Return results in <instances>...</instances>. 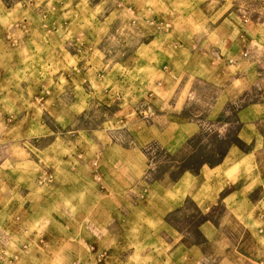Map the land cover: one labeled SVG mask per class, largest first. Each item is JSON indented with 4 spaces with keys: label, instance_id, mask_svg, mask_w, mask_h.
I'll return each instance as SVG.
<instances>
[{
    "label": "clouds",
    "instance_id": "1",
    "mask_svg": "<svg viewBox=\"0 0 264 264\" xmlns=\"http://www.w3.org/2000/svg\"><path fill=\"white\" fill-rule=\"evenodd\" d=\"M204 244V264H264V0H0V264Z\"/></svg>",
    "mask_w": 264,
    "mask_h": 264
},
{
    "label": "rangeland",
    "instance_id": "2",
    "mask_svg": "<svg viewBox=\"0 0 264 264\" xmlns=\"http://www.w3.org/2000/svg\"><path fill=\"white\" fill-rule=\"evenodd\" d=\"M259 2V0H257ZM211 108L207 105L204 106H197L193 105L190 109L185 110V116L187 121L189 122H201L204 120L208 121H215L216 116L218 113L214 110H210ZM259 110V109H258ZM117 115H121L118 113ZM247 116L248 118H252L251 114L244 113L242 114V118ZM175 132V130H171ZM243 135V133H241ZM187 139V136L182 133H175V138L165 145L164 147L167 148V150L171 153L176 154L175 159L171 161L170 163H179L182 162L183 159H185L188 156V153L191 151V149L185 144V141ZM161 145H158L154 142L148 143L144 146L143 150L144 152L149 155L150 158H152V153L155 151V159L157 161L166 162V158H164V161H162L163 154L159 151V148ZM129 156H134V153L129 152ZM234 155H239L238 152H234ZM198 162V157H193L189 163L195 166V164ZM164 182V178L161 177V183ZM185 215H188L186 212ZM195 218L193 217V220ZM127 217H122V223L126 222ZM191 239V238H189ZM201 249H203V255L204 256H210L212 254L211 251V245L210 244H204L200 247L193 248L192 251L188 254V259L185 261V264H204L203 261H201Z\"/></svg>",
    "mask_w": 264,
    "mask_h": 264
},
{
    "label": "crops",
    "instance_id": "3",
    "mask_svg": "<svg viewBox=\"0 0 264 264\" xmlns=\"http://www.w3.org/2000/svg\"><path fill=\"white\" fill-rule=\"evenodd\" d=\"M187 110V109H186ZM210 110H212V109H210Z\"/></svg>",
    "mask_w": 264,
    "mask_h": 264
}]
</instances>
